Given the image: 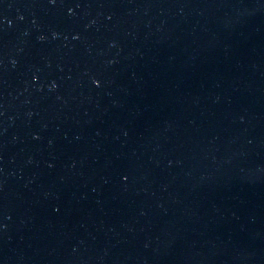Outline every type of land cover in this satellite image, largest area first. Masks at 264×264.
<instances>
[{"label": "water", "instance_id": "95a60500", "mask_svg": "<svg viewBox=\"0 0 264 264\" xmlns=\"http://www.w3.org/2000/svg\"><path fill=\"white\" fill-rule=\"evenodd\" d=\"M0 264H264V0H0Z\"/></svg>", "mask_w": 264, "mask_h": 264}]
</instances>
